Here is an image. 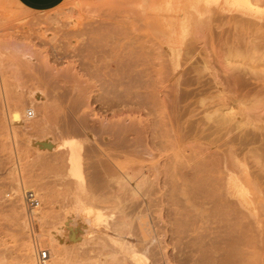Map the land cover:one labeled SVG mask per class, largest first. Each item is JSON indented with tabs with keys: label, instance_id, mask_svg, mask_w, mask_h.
Returning <instances> with one entry per match:
<instances>
[{
	"label": "rangeland",
	"instance_id": "obj_1",
	"mask_svg": "<svg viewBox=\"0 0 264 264\" xmlns=\"http://www.w3.org/2000/svg\"><path fill=\"white\" fill-rule=\"evenodd\" d=\"M36 246L264 264V0H0V264Z\"/></svg>",
	"mask_w": 264,
	"mask_h": 264
},
{
	"label": "built area",
	"instance_id": "obj_2",
	"mask_svg": "<svg viewBox=\"0 0 264 264\" xmlns=\"http://www.w3.org/2000/svg\"><path fill=\"white\" fill-rule=\"evenodd\" d=\"M27 114L31 117L34 115L33 110H28ZM23 200L28 211H32L40 204L37 194L33 190H26L23 193ZM49 258V252L46 249H41L36 246V262L37 264H46Z\"/></svg>",
	"mask_w": 264,
	"mask_h": 264
},
{
	"label": "crops",
	"instance_id": "obj_3",
	"mask_svg": "<svg viewBox=\"0 0 264 264\" xmlns=\"http://www.w3.org/2000/svg\"><path fill=\"white\" fill-rule=\"evenodd\" d=\"M18 5L33 11H46L58 6L63 0H14Z\"/></svg>",
	"mask_w": 264,
	"mask_h": 264
},
{
	"label": "bare ground",
	"instance_id": "obj_4",
	"mask_svg": "<svg viewBox=\"0 0 264 264\" xmlns=\"http://www.w3.org/2000/svg\"><path fill=\"white\" fill-rule=\"evenodd\" d=\"M239 2V1H238ZM14 117H16V116H14Z\"/></svg>",
	"mask_w": 264,
	"mask_h": 264
}]
</instances>
